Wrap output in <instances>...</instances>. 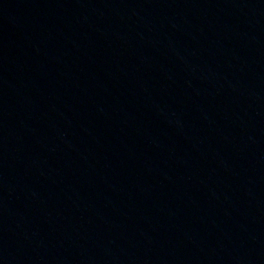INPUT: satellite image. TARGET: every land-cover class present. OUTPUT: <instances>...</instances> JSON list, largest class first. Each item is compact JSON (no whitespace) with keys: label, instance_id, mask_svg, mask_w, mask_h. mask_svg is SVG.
<instances>
[{"label":"water","instance_id":"water-1","mask_svg":"<svg viewBox=\"0 0 264 264\" xmlns=\"http://www.w3.org/2000/svg\"><path fill=\"white\" fill-rule=\"evenodd\" d=\"M0 264H264V0H0Z\"/></svg>","mask_w":264,"mask_h":264}]
</instances>
